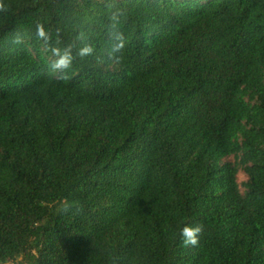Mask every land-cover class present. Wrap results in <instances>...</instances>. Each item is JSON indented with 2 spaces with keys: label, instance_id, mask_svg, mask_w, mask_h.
Returning <instances> with one entry per match:
<instances>
[{
  "label": "trees",
  "instance_id": "trees-1",
  "mask_svg": "<svg viewBox=\"0 0 264 264\" xmlns=\"http://www.w3.org/2000/svg\"><path fill=\"white\" fill-rule=\"evenodd\" d=\"M0 2V264H264V0Z\"/></svg>",
  "mask_w": 264,
  "mask_h": 264
},
{
  "label": "clouds",
  "instance_id": "clouds-1",
  "mask_svg": "<svg viewBox=\"0 0 264 264\" xmlns=\"http://www.w3.org/2000/svg\"><path fill=\"white\" fill-rule=\"evenodd\" d=\"M3 7L2 2H0V8ZM38 35L41 38L47 39V34L45 33L43 26H38ZM122 47V44L117 45V49ZM91 52V48L84 47L80 50V55L84 56L86 54H89ZM53 53L58 57L52 65L51 68L54 71H59L62 69H65L69 67L72 61V52H71V46L66 47L63 51L57 47L53 49ZM202 231V227L197 225L195 227L191 225H186L182 229V236L184 237V245L185 246H195L199 243V233Z\"/></svg>",
  "mask_w": 264,
  "mask_h": 264
},
{
  "label": "rangeland",
  "instance_id": "rangeland-1",
  "mask_svg": "<svg viewBox=\"0 0 264 264\" xmlns=\"http://www.w3.org/2000/svg\"><path fill=\"white\" fill-rule=\"evenodd\" d=\"M238 176H239V179L241 181L245 180L247 178V175L245 174V172L243 170H240ZM5 264H16V263H15V261L11 260V261L6 262Z\"/></svg>",
  "mask_w": 264,
  "mask_h": 264
}]
</instances>
